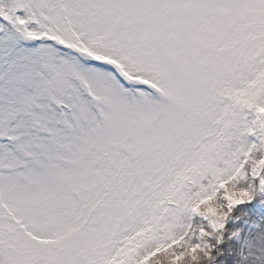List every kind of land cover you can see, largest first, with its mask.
Returning <instances> with one entry per match:
<instances>
[{"label":"snow or ice","instance_id":"obj_1","mask_svg":"<svg viewBox=\"0 0 264 264\" xmlns=\"http://www.w3.org/2000/svg\"><path fill=\"white\" fill-rule=\"evenodd\" d=\"M262 173L264 0H0V264H214Z\"/></svg>","mask_w":264,"mask_h":264},{"label":"trees","instance_id":"obj_2","mask_svg":"<svg viewBox=\"0 0 264 264\" xmlns=\"http://www.w3.org/2000/svg\"><path fill=\"white\" fill-rule=\"evenodd\" d=\"M254 200L259 201L258 198H254ZM237 209L247 212V219L249 221L256 219V208L254 206V201H252L250 204L236 206V209H234L233 213L230 215L228 221L225 224V231L223 233L224 239L219 245H217L216 249H213V254L215 255L214 264H233L235 249L238 247L239 242L234 238L232 240H228L227 236L229 229L238 227L243 222L242 219L235 218L240 215V212L237 211ZM212 242H215L214 239H212ZM230 246L233 248L232 252H229L228 250Z\"/></svg>","mask_w":264,"mask_h":264},{"label":"clouds","instance_id":"obj_3","mask_svg":"<svg viewBox=\"0 0 264 264\" xmlns=\"http://www.w3.org/2000/svg\"><path fill=\"white\" fill-rule=\"evenodd\" d=\"M234 188H235V185H231L228 189V193L230 194L233 201L242 200V199L246 198V196L243 192H241L239 190H233ZM214 204H215L214 201L211 203H208L206 205L205 210H214L213 209ZM216 207H218V205H216ZM221 215H222V213H221ZM196 227H197V224L193 223V228L195 229Z\"/></svg>","mask_w":264,"mask_h":264},{"label":"rangeland","instance_id":"obj_4","mask_svg":"<svg viewBox=\"0 0 264 264\" xmlns=\"http://www.w3.org/2000/svg\"><path fill=\"white\" fill-rule=\"evenodd\" d=\"M264 174V173H262ZM258 217L263 216L264 215V206H262L261 204L258 206ZM203 222V218L198 216V215H194L193 216V223H200Z\"/></svg>","mask_w":264,"mask_h":264}]
</instances>
